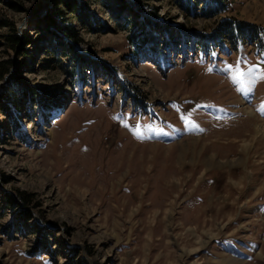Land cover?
Instances as JSON below:
<instances>
[{
	"label": "rangeland",
	"instance_id": "obj_1",
	"mask_svg": "<svg viewBox=\"0 0 264 264\" xmlns=\"http://www.w3.org/2000/svg\"><path fill=\"white\" fill-rule=\"evenodd\" d=\"M64 1L0 0V264H264V0Z\"/></svg>",
	"mask_w": 264,
	"mask_h": 264
},
{
	"label": "trees",
	"instance_id": "obj_2",
	"mask_svg": "<svg viewBox=\"0 0 264 264\" xmlns=\"http://www.w3.org/2000/svg\"><path fill=\"white\" fill-rule=\"evenodd\" d=\"M72 1V0H71ZM76 1V2H75ZM103 1V0H102ZM115 2H120L118 4H120V6L123 8L122 10L125 12H127V15L132 17V16H135L137 17V14L140 15L141 13H137V9L134 10L135 7H131L129 4H132V5H136V6H139L137 5L138 4V0H134L132 1L131 3L127 2L125 3V0H114ZM184 2L186 0H183ZM64 2H66V4H68L70 1L68 0H65ZM73 7L74 6H77V7H80V6H83L84 3L83 1L81 0H73ZM124 3L126 4L125 6ZM187 3V2H186ZM190 3V2H188ZM187 3V7H191L190 4ZM209 6V5H208ZM88 7V6H87ZM138 8H141L140 6ZM208 9L207 10H204L205 11V16L207 17H210L212 15H216L218 14L223 8H222V1L221 0H212V8L211 6L207 7ZM74 9V8H73ZM80 9V8H78ZM204 9V8H203ZM206 9V8H205ZM60 10H57L55 9V14L56 15H52V16H47V22H49L50 24V27L54 28L56 27L57 29L65 32L67 34L68 37H72L74 38L75 36V32H74V29H73V26L67 21H66V18L64 15V12L61 13L59 12ZM88 11V10H87ZM90 12V11H88ZM59 13V14H58ZM207 13V14H206ZM5 23V22H4ZM227 23L226 21H223L222 22V25ZM7 25V24H5ZM9 25V24H8ZM141 25L144 26L146 24H144V22H141ZM225 26H228L226 30H228V33H230V36H234L236 35L237 37H243L246 36L243 31L247 32V35H249V37L251 38V36L254 37V29L255 27L251 24H247V23H231V24H225ZM13 29V28H12ZM13 33L12 34H8L6 35V38H7V41L8 43L14 48L17 44L19 45L20 42L23 40V36L26 37L25 35L21 36L18 34V31L16 29H13L12 30ZM253 33V34H252ZM222 37H225L227 36L228 37V34L227 32H223L222 34ZM29 40V39H27ZM25 41V40H24ZM23 46L20 47V50L22 49ZM25 54L28 53V50L26 49H22ZM71 53H75L77 54V51L74 49L71 51ZM22 54V53H21ZM6 69L7 68H3L2 66H0V80L3 79V76L6 72ZM8 87V88H7ZM4 89L7 88L6 90V95L4 94V97H5V101L6 103H13V101H11V95H15V94H19V95H32L33 97H36L39 99V102L41 104H44V106H46V104H48L49 102H53L57 97H56V94L53 93L52 90H50L48 87H40V86H37V87H33L31 85H28L24 82L21 81V79H11L10 81V84L5 87V85L3 86ZM46 101V102H45ZM45 102V103H43ZM6 105V104H5ZM23 197V196H22Z\"/></svg>",
	"mask_w": 264,
	"mask_h": 264
},
{
	"label": "snow or ice",
	"instance_id": "obj_3",
	"mask_svg": "<svg viewBox=\"0 0 264 264\" xmlns=\"http://www.w3.org/2000/svg\"><path fill=\"white\" fill-rule=\"evenodd\" d=\"M231 65L229 66V68L231 69ZM242 76H243V73L239 70V68L237 67V70H236V72H235V74L233 75V79L234 80H241V78H242ZM144 127H148L147 125H145ZM133 131H134V134H136V135H141L142 134V131H141V126L139 125V124H137V125H135L134 127H133Z\"/></svg>",
	"mask_w": 264,
	"mask_h": 264
},
{
	"label": "bare ground",
	"instance_id": "obj_4",
	"mask_svg": "<svg viewBox=\"0 0 264 264\" xmlns=\"http://www.w3.org/2000/svg\"><path fill=\"white\" fill-rule=\"evenodd\" d=\"M256 127V131H255V135L256 138H263L264 134H263V126L262 125H257Z\"/></svg>",
	"mask_w": 264,
	"mask_h": 264
}]
</instances>
